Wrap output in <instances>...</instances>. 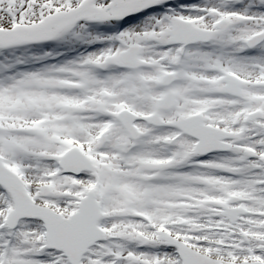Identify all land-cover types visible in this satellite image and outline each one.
Instances as JSON below:
<instances>
[{
  "label": "snow or ice",
  "instance_id": "1",
  "mask_svg": "<svg viewBox=\"0 0 264 264\" xmlns=\"http://www.w3.org/2000/svg\"><path fill=\"white\" fill-rule=\"evenodd\" d=\"M0 264H264V0H0Z\"/></svg>",
  "mask_w": 264,
  "mask_h": 264
}]
</instances>
